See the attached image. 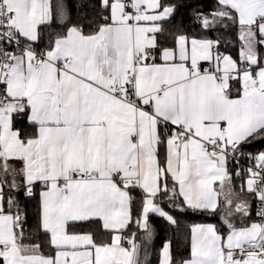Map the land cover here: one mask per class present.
<instances>
[{
    "label": "snow or ice",
    "instance_id": "1",
    "mask_svg": "<svg viewBox=\"0 0 264 264\" xmlns=\"http://www.w3.org/2000/svg\"><path fill=\"white\" fill-rule=\"evenodd\" d=\"M175 12L0 0V264H149L151 215L179 213L218 222L159 264H264V152L239 166L264 142V0H216L198 32Z\"/></svg>",
    "mask_w": 264,
    "mask_h": 264
},
{
    "label": "trees",
    "instance_id": "2",
    "mask_svg": "<svg viewBox=\"0 0 264 264\" xmlns=\"http://www.w3.org/2000/svg\"><path fill=\"white\" fill-rule=\"evenodd\" d=\"M169 2L176 5V12L174 19L170 27H183L191 32H198L199 29L195 25L194 17L199 13H210L216 7V0H169ZM66 3L69 5L70 9L75 14L76 7L78 5V0H66ZM218 36H226L227 39H234L233 36L221 32L214 31L209 35V38L215 39ZM235 51V49H233ZM244 154L248 155L249 153L255 155L260 152H264V142L255 141L250 145H246L243 149ZM240 167L243 165L239 164ZM237 167L236 164H233V168ZM244 168V167H243ZM240 180H236V184H240ZM135 194V193H134ZM22 205L26 206L30 215V218L34 219V210L36 208V200L26 199L23 195L19 196ZM258 203H253V213L258 210ZM175 214V213H174ZM179 220L178 226L169 225L166 221L160 218H150V224L156 230V237L149 244V264H158L159 263V252L162 245L171 241L173 245V252L175 258L180 260L181 258L187 255V248L185 246V233L188 226L196 223H217V218L192 214V213H179L176 214Z\"/></svg>",
    "mask_w": 264,
    "mask_h": 264
},
{
    "label": "built area",
    "instance_id": "3",
    "mask_svg": "<svg viewBox=\"0 0 264 264\" xmlns=\"http://www.w3.org/2000/svg\"><path fill=\"white\" fill-rule=\"evenodd\" d=\"M247 156L248 155L244 154V157L240 158V160H239V164L243 165L244 168H247L250 166L248 159H247Z\"/></svg>",
    "mask_w": 264,
    "mask_h": 264
},
{
    "label": "crops",
    "instance_id": "4",
    "mask_svg": "<svg viewBox=\"0 0 264 264\" xmlns=\"http://www.w3.org/2000/svg\"><path fill=\"white\" fill-rule=\"evenodd\" d=\"M150 218H159V217H157L156 215H151V217ZM160 219H162V218H160ZM163 220V219H162ZM165 221V220H164ZM91 227H95V225H91ZM153 228V227H152ZM153 230H154V234H153V238H152V241L154 240V238L156 237V230L153 228ZM152 241L150 242V243H152ZM149 243V244H150ZM149 244L147 245V250H148V254H149ZM148 261H149V255H148ZM159 264V263H158Z\"/></svg>",
    "mask_w": 264,
    "mask_h": 264
}]
</instances>
